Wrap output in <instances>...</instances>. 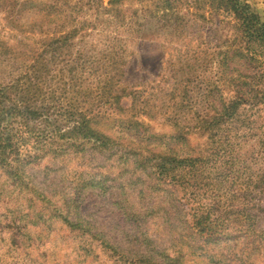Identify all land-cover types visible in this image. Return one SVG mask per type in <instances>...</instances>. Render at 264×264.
<instances>
[{"label":"rangeland","instance_id":"1","mask_svg":"<svg viewBox=\"0 0 264 264\" xmlns=\"http://www.w3.org/2000/svg\"><path fill=\"white\" fill-rule=\"evenodd\" d=\"M242 2L264 21V0ZM236 24L233 12L208 0H0V87L16 84L31 64L42 65L43 100L53 105L58 78L82 50L117 61L119 85L140 90L156 116L139 113L141 100L123 98L94 125L104 143L93 139L82 151L61 154L39 136L54 125L36 122L13 156L18 169L0 163V264H167L173 258L172 264H264V211L247 232L238 231L239 222L226 237L193 228L199 197L205 207L222 202L215 197L216 171H200L212 184L207 193L157 177V152L177 146L207 154V137L198 133L188 136L190 144L175 145L178 129L166 113L173 109L182 124L196 111L205 114L198 80L215 78L218 51L231 43ZM255 77L249 82L256 104L242 105L236 115L258 171L264 169V74ZM223 96L234 94L224 86ZM222 199L237 211L232 195Z\"/></svg>","mask_w":264,"mask_h":264},{"label":"trees","instance_id":"2","mask_svg":"<svg viewBox=\"0 0 264 264\" xmlns=\"http://www.w3.org/2000/svg\"><path fill=\"white\" fill-rule=\"evenodd\" d=\"M120 1L109 0V4ZM208 1L218 9L233 12L237 24L233 37L228 39L231 43L218 51L220 58L216 63L218 72L215 78H201L198 83L194 78L189 82L197 83L198 90H203L205 98L201 103H206L205 114L196 109L191 120L182 124L181 117L177 112L173 113V109L166 113L168 121L171 120L178 129V135L173 138L175 145L190 144L188 136L198 133L207 137V154L182 153L176 149L177 146L157 152V177L207 193L212 184L208 187V183L201 178L202 172L206 173L208 169L216 171L221 185L219 189L215 187V197H220L222 202L217 208L205 207L203 198L199 197L202 205L191 209L193 228L202 234L226 237L232 233L228 230L237 226L236 222L243 224L238 231L247 232L264 211V169L254 170V153L246 147L248 133L245 130L243 135H239L240 119L236 115L242 105L256 104L252 95L254 87L249 80L257 78V74L260 77L264 74V21L242 0ZM57 42H60L59 39ZM40 67L42 65L33 63L16 84L0 87V163L10 170L18 169L13 156L18 155L20 140L37 125L36 122L54 125L53 128L42 129L39 136L51 142L50 151L61 154L70 150L82 151L84 145L93 139L104 143L101 132L94 125L109 110L119 106L123 98L130 97L134 104L141 100L144 106L139 113L156 117L152 111L145 109L140 90H128L119 85L120 78L116 79L118 63L113 58L105 61L85 55L81 50L77 61L69 62L58 78L60 90L58 97L51 95L53 105L44 101L40 79L43 67ZM227 70L230 71L228 76L225 75ZM224 86L233 92L232 100L223 96ZM186 95V91L181 93L182 102H185L183 98ZM133 124L139 126L136 121ZM65 126L69 129L66 130ZM55 137L60 138L57 143L51 141ZM197 171L201 173V181L196 179ZM228 195L239 203L236 212L233 211L234 204L222 199ZM232 215L234 219H228ZM68 223L74 225L71 221ZM176 260L173 258L167 264Z\"/></svg>","mask_w":264,"mask_h":264}]
</instances>
